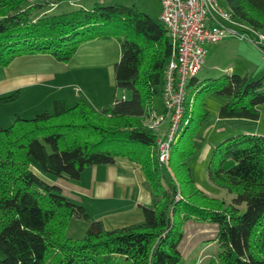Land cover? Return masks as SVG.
<instances>
[{
  "label": "trees",
  "instance_id": "16d2710c",
  "mask_svg": "<svg viewBox=\"0 0 264 264\" xmlns=\"http://www.w3.org/2000/svg\"><path fill=\"white\" fill-rule=\"evenodd\" d=\"M222 3L239 31L264 34V0ZM43 4L0 0V67L35 54L67 62L82 42L118 34L115 87L131 95L114 97L101 109L82 98L72 106L58 99L51 112L30 118L16 114L8 126L0 124V264H178L189 223L214 228L218 253L210 264H264V134L236 133L212 150L207 176L230 194L229 202L201 190L186 161L207 116L203 96L224 99L217 109L221 119L257 120L264 107V77L248 80L233 72L192 77L181 124L162 163L159 133L149 120L172 54L165 26L135 5L97 1L89 9L58 13ZM17 94L0 101H14ZM118 157L139 164L153 194L152 205L141 206L140 223L105 229L43 177L76 180L85 167L112 164ZM161 167L170 187L162 182ZM72 219L87 222L81 237L67 235Z\"/></svg>",
  "mask_w": 264,
  "mask_h": 264
},
{
  "label": "crops",
  "instance_id": "0c3cea01",
  "mask_svg": "<svg viewBox=\"0 0 264 264\" xmlns=\"http://www.w3.org/2000/svg\"><path fill=\"white\" fill-rule=\"evenodd\" d=\"M97 1L102 2L93 0V3L89 2L87 5L90 7L78 6L89 9ZM59 7L60 4L56 2L47 10L52 12L54 10L55 12ZM160 11L161 2L158 15H160ZM61 12L68 11L63 10L58 13ZM157 22H160V19ZM233 37H227L219 43L230 38L234 39ZM118 38L112 35L84 41L67 62L57 61L50 55L35 54L19 56L7 66L0 67V98L15 91L18 92L14 101L7 103L0 101V117L8 122L16 114L24 115L26 112L33 114L43 110L51 112L53 102L58 99H63L68 106L74 105L79 98L84 99L94 109L100 108L103 104L107 105L106 95H109L115 86L113 67L121 55V41ZM244 43H249L251 48V45L257 47L250 41H244ZM261 45H264V41ZM207 53L206 50V55ZM109 69L112 77L110 88L107 87L109 82H105V79L110 76ZM224 70L244 75L249 79L248 74L236 71L234 67H228ZM115 90L116 87L111 102L116 97ZM121 96V98H129L124 92ZM23 97L26 98V103L27 101L34 102L27 104L26 108L18 109V103ZM262 111H264V107H260L257 120L240 118L222 120L226 121L227 124L231 123L229 125L234 124L232 128H229L230 132L264 134V126H262L264 124L261 122L264 120V112ZM219 119L221 120V118ZM209 148L207 146L206 153ZM36 172L43 176L37 170ZM43 177L46 181L59 186L63 195L72 202L82 205L88 212L90 219L98 220L105 229L142 222L141 206L149 207L154 200L149 183L139 164L126 157H118L112 164L87 166L76 180L65 177ZM190 224L194 225L192 231H201L209 227L205 223H189L185 227ZM185 235L187 232L184 237Z\"/></svg>",
  "mask_w": 264,
  "mask_h": 264
},
{
  "label": "rangeland",
  "instance_id": "374dc122",
  "mask_svg": "<svg viewBox=\"0 0 264 264\" xmlns=\"http://www.w3.org/2000/svg\"><path fill=\"white\" fill-rule=\"evenodd\" d=\"M31 1H40L43 2L44 8L47 11L48 7H51L52 4L56 2L60 4V7L55 10V12L59 11H71L79 8L78 5H82V7H90L87 6L90 3H93V0H31ZM103 4H124V5H135L140 8L142 11H145L152 19L155 21H159V8L161 0H100ZM220 7H223L222 0H216ZM92 6V5H91ZM60 9V10H59ZM54 11V10H53ZM41 13V12H40ZM120 38V43H122V36L115 35ZM118 38V39H119ZM234 39H229L227 41L218 42L215 45H206L207 55L205 57V63L202 65V68L196 74V78L199 80L204 78L217 77L226 72L228 67H234L236 71H240L243 74H248L249 79H257L259 77L264 76V46L262 48L250 47L249 43H244V41L249 42L248 39H243L238 36H234ZM251 40L255 42H261L259 38V34L253 33L251 34ZM120 57V56H119ZM110 76L105 79V82H109L107 87H111L112 77L111 71L108 70ZM115 89V86L112 88L110 94L106 95L107 104H109L112 100V94ZM109 90V89H108ZM191 93L193 92V87L189 90ZM127 94L130 97L131 92L129 90H123L121 88H116L115 96L122 97V93ZM25 96V95H24ZM204 105L207 110L206 119L202 122V124L197 127L195 136H194V144H195V152L186 158L188 166L190 168L191 176L196 183V185L203 190L205 193L210 196L224 199L226 202L230 201V194L222 188L214 185L207 176V163L211 156V152L214 147L222 141L225 137L230 135L241 133V132H230L229 128L233 127V125L227 124L226 121L220 120L217 117V109L223 103L224 99L220 96H217L213 93H207L204 96ZM25 97L19 101V106L17 108H26L27 104L33 103L34 101L25 102ZM103 103V102H102ZM71 105V104H70ZM106 104H103L100 108ZM16 106V105H15ZM154 106L156 108V113L161 114L163 110V102L161 96H157L154 99ZM43 110V108H42ZM39 109V111H42ZM44 111V110H43ZM38 112V111H37ZM264 112V111H262ZM1 113V111H0ZM31 113V112H30ZM29 112L24 113V115H19L22 118H30L35 115L36 112L30 114ZM15 117V115H14ZM14 119V118H13ZM6 122L2 117H0V124L3 126H8L12 121ZM264 124V120L261 121ZM168 121L165 122L164 125H167ZM261 124V125H262ZM264 126V125H262ZM207 146L208 149L207 153ZM162 182L166 187H170V181L166 170L161 167L160 168ZM192 224L188 225L184 229V234L187 232L183 239V243L181 245L182 250V258L178 264H210V258L217 261V253H218V244L214 239V228L209 226L204 228L201 231L191 230L193 229ZM87 227V222L81 219H72L66 229V233L70 237H81L84 234V231ZM1 255V253H0Z\"/></svg>",
  "mask_w": 264,
  "mask_h": 264
},
{
  "label": "built area",
  "instance_id": "2783aa9c",
  "mask_svg": "<svg viewBox=\"0 0 264 264\" xmlns=\"http://www.w3.org/2000/svg\"><path fill=\"white\" fill-rule=\"evenodd\" d=\"M159 19L170 37L172 54L165 65L160 92L165 111L152 112L149 125L159 133L158 159L166 163L169 145L181 124L186 85L205 62V46L230 36L248 39L255 46L260 42L239 31L236 22L216 0H162ZM257 34L264 41V34Z\"/></svg>",
  "mask_w": 264,
  "mask_h": 264
}]
</instances>
